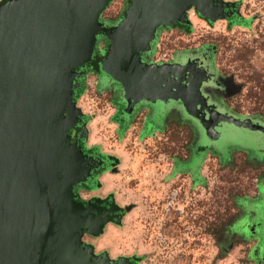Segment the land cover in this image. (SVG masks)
Returning a JSON list of instances; mask_svg holds the SVG:
<instances>
[{
  "label": "water",
  "instance_id": "95a60500",
  "mask_svg": "<svg viewBox=\"0 0 264 264\" xmlns=\"http://www.w3.org/2000/svg\"><path fill=\"white\" fill-rule=\"evenodd\" d=\"M109 2L0 3V264H131L129 259L92 256L82 234H100L107 220L120 215L101 201L84 206L73 193L74 185L85 182L98 166L69 132L80 122L74 91L75 80L84 73L76 69L91 62L99 35L110 44L100 64L102 76L120 86L127 114L141 102L174 101L197 118L209 141L219 139L220 123L264 136V127L249 118L210 110L205 68L192 80L189 60L142 61L157 29L187 25L191 7L210 22L229 16L225 10L233 4L130 0L125 17L108 28L99 15Z\"/></svg>",
  "mask_w": 264,
  "mask_h": 264
},
{
  "label": "rangeland",
  "instance_id": "374dc122",
  "mask_svg": "<svg viewBox=\"0 0 264 264\" xmlns=\"http://www.w3.org/2000/svg\"><path fill=\"white\" fill-rule=\"evenodd\" d=\"M219 1L234 5L225 10L229 16L209 22L191 7L189 23L184 25L188 30L183 25L163 29L149 60H167L173 50L206 51L219 76L232 87L229 94L215 95L217 101L239 116L264 122V0ZM128 5L127 0H110L99 20L115 22ZM104 47L100 39L95 52ZM76 71L84 73L83 91L75 98L82 107L76 106L79 117L89 120L91 113L100 115L93 127L99 128V138L103 131L105 143L111 144L107 108L113 94L99 91L96 77L84 68ZM154 107L168 109L162 102ZM229 127L218 142L197 141L188 123L170 116L163 133L149 136L138 131L110 146L122 152L118 175H107L101 184L94 179L95 185L88 190L99 188L93 194L97 196L114 186L115 194L101 204H111L120 218L107 220L100 234L84 232L92 237L87 238L89 243L81 239L93 248L92 256L129 259L131 264H264V240L261 246L260 239L264 235V137ZM94 134L87 144L93 142ZM74 135L69 133L71 139ZM212 145L226 148L229 159L221 163L199 150ZM191 153V165H201V174L180 170L174 176L173 164L182 165ZM80 196L88 203L100 201L85 192Z\"/></svg>",
  "mask_w": 264,
  "mask_h": 264
},
{
  "label": "flooded vegetation",
  "instance_id": "af4514ba",
  "mask_svg": "<svg viewBox=\"0 0 264 264\" xmlns=\"http://www.w3.org/2000/svg\"><path fill=\"white\" fill-rule=\"evenodd\" d=\"M130 6V0H127ZM1 3V2H0ZM127 7V9H128ZM126 9V11H127ZM125 13L115 22L110 23L108 21L102 22L101 23L104 24L105 27H114L116 26L124 17H125ZM179 24H173L169 27H160L157 29L156 35L154 40L151 42L150 44V50L148 52H145L142 54V61L149 63V64H157V65H161V64H175V63H179L181 62L182 64L185 63V61L189 60V67L188 69H190L192 71V76L190 77L192 80L196 79V77L198 76V74L201 73V71L203 72V69L205 68V73H204V79L207 80V84L208 86H203V88L205 89V91L207 90L208 94L204 95V97L207 99V106L211 108H213V110L220 112V113H225L228 115H232L235 118H239V119H245V118H249L251 120H253L254 122H257L258 124L262 125L264 127V122L259 121V120H255L253 118L250 117H242L239 116L237 114H235L234 112H232L231 110H229L228 108H226L225 106H222V103L217 101V98L215 97V95H219V96H223L226 94H229L231 92V84L230 81L223 79L219 76V74L217 73V71L214 69L213 64L210 60L209 54L206 51H199V49H188V50H173L171 53V55L169 56V58L166 60L164 59L161 62H155V60H149V58H151V56L153 55V50L154 47L156 45H158V35L160 33H162L163 29H168L170 27L176 26ZM102 39L104 41V45L105 47L103 48V50H100L99 53L95 52V48L97 47V43L98 41ZM95 48L93 51V56H92V60L91 62H89L88 64L84 65L82 68H84L85 72L88 73H92L94 75V77H96V84L98 86V89H100L99 91H105L102 93H106L107 91H111L112 92V99L110 100V104L115 106V108L117 107V111H118V115L120 114H125L126 113V105L125 103H122V105L119 104V102L123 101L122 99V92H121V88L118 85V83L114 82L110 77H103L102 73H101V67L100 64L103 61V59L106 57L109 48H110V44L109 41L103 37V36H97V40H96V44H95ZM179 56H182V58H180ZM97 58L96 63H93L92 61H94ZM164 58H166V56H164ZM82 77V76H81ZM75 83H77V85H81V82H77V79L75 80ZM207 88V89H206ZM124 102V101H123ZM156 104V103H155ZM154 104V105H155ZM142 105H150L152 106L151 108V115L150 117H147L150 125L152 124V127L156 128V131H158L160 134L163 133V129L165 126V120L167 118H169L170 116H175L177 120H179L180 123H188L194 130H195V134L197 135V141H206V139H208L205 135V132L201 129L200 127V123L197 120V118H192L186 115V113L183 111L180 102H174V101H169L166 105L168 106V109H163V110H159L156 109L154 107V105L146 103V102H141L139 105H136L133 112L130 114L131 116H133L135 114V112H137V110L139 109L140 106ZM204 115H205V119L208 118V115H206V112L204 111ZM196 116L199 117L201 116V113H196ZM85 119V118H84ZM80 119V122L76 125L75 128H73L70 132H74L75 133V137H73L71 139V141H78V144L82 147V151L83 153L88 156L93 158V160L96 162V164L98 166H96L95 168H93L90 172V177L87 178V180L83 183H79L74 185L73 187V193L76 195V200L77 201H81L83 203L84 206H86L88 204V201L83 200L82 198H80V193L82 191H86L88 190L90 187H92L93 185H95V183H93L94 179H97V177L99 175H101L103 172L105 171H109V172H114L116 171L118 168L117 165H115V163L117 162L116 159L114 158H109L107 154H104L100 151V149L98 148H87L86 146V141H87V137L85 134V129L84 127L87 125L88 123V119ZM113 120V119H112ZM132 120V118H128L126 120L124 119H120V120H114V122H117L119 125V128H124V127H128V123H130ZM161 120V122H159ZM220 127H216V130L220 133L219 139L223 136L228 134V130H229V126L232 125H227L224 123H220L219 124ZM163 127V128H162ZM83 131V133H82ZM69 132V133H70ZM139 134H144L143 131H139ZM81 135V136H80ZM264 137V136H263ZM219 139L217 141L214 142H218ZM213 142V141H211ZM212 146H205V147H201L202 152L207 151L206 153H211L213 156H216L218 161L223 163L224 160H228V156L225 155V151L224 147H218L216 146V149ZM248 155V159L253 161L252 158H250V155ZM99 163V164H98ZM179 165V164H178ZM190 173L191 171L188 170ZM98 182V181H96ZM260 190V189H259ZM89 192L91 190H88ZM110 195H108L106 198L108 199ZM261 198V195H260ZM260 198L257 199V201H260ZM255 209V208H254ZM254 213V215L256 214V209L255 211H252ZM255 225H260L255 223ZM88 232V231H86ZM263 237H261V246L264 240V235H262ZM87 238H92L90 237L89 233H83L81 236L82 241H84L85 243H89V241H87ZM261 246L259 247V249H261Z\"/></svg>",
  "mask_w": 264,
  "mask_h": 264
},
{
  "label": "crops",
  "instance_id": "0c3cea01",
  "mask_svg": "<svg viewBox=\"0 0 264 264\" xmlns=\"http://www.w3.org/2000/svg\"><path fill=\"white\" fill-rule=\"evenodd\" d=\"M80 101V100H79ZM78 106L79 109H81L82 107L80 105H78V99L76 100L75 102ZM108 108H107V114H108V118H109V121L107 122V126L110 127V129L113 131V141L110 143H107L108 146H109V149H108V146L107 144L105 143V134L104 132H100V138L98 137V133H99V128H95L93 127V124L95 121H97L99 118H100V115H93V113H91V118L89 117V121L87 123V125L84 127V131H85V134H86V137L89 138L92 136V134L95 132L96 134H94V140L91 144H87V141H86V146L87 148H98L100 149V151L104 154H107L108 157L110 158H114L116 159V163L115 165L118 166H121L122 165V160H121V155H122V152L119 151V150H116V149H112L110 148V146H116L117 144H120L122 142H125L127 140V138L132 135V134H135L134 132H138V131H143V133H146L147 132L149 133V136H152V135H155V134H159L158 131H156V128L152 127V124L150 125L147 117H150L151 115V108L152 106L150 105H142L139 107V109L137 110V112H135V114L133 116L127 114V113H123V114H119L118 115V111H117V107L115 108V106L111 105L110 103L108 104ZM81 107V108H80ZM152 116V115H151ZM132 118L131 122L128 123V127H124V128H119V125L117 122H114V120H120V119H128V118ZM113 119V120H112ZM161 122V120L159 121ZM104 128V127H103ZM163 128V127H162ZM93 130V131H91ZM107 148V149H105ZM118 153V154H117ZM192 153H191V156L189 157V159H187L186 161H182V165H174L173 164V167H172V171L173 172L172 174L177 175L179 173L180 170H190L191 173H193V175H197V174H201V169H200V166L199 167H196L194 168L192 165H191V162H192ZM175 168V169H174ZM170 171V169H169ZM107 175H110L112 177L114 176H117L118 175V171H114V172H109V171H105L103 172L101 175H99L97 177V180H98V184H101L102 180H104V178L107 176ZM115 187L114 186H111L110 189H108L107 191H105V193L97 195H93L94 192L97 193L100 191V189H96L94 191H90V192H87V191H82L81 193L85 192V193H88L90 194V197L89 198H97V199H100L103 200L105 199L108 195H113V193L115 194ZM80 196V195H79ZM80 198H82L83 200H85L83 197L80 196Z\"/></svg>",
  "mask_w": 264,
  "mask_h": 264
},
{
  "label": "trees",
  "instance_id": "16d2710c",
  "mask_svg": "<svg viewBox=\"0 0 264 264\" xmlns=\"http://www.w3.org/2000/svg\"><path fill=\"white\" fill-rule=\"evenodd\" d=\"M6 0H3L2 2H5ZM233 22H238V20L236 19V20H232ZM184 27V29H187L188 30V27H186V26H183ZM96 61H97V58L94 60V61H92L93 63H96ZM82 78L83 77H79L78 79H77V82L79 81V82H81L82 81ZM83 91V86L82 85H79L78 86V88L74 91V97L75 98H77L80 94H81V92Z\"/></svg>",
  "mask_w": 264,
  "mask_h": 264
}]
</instances>
